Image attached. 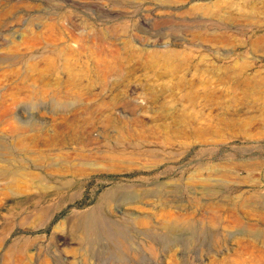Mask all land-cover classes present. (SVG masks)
<instances>
[{
  "label": "rangeland",
  "instance_id": "rangeland-1",
  "mask_svg": "<svg viewBox=\"0 0 264 264\" xmlns=\"http://www.w3.org/2000/svg\"><path fill=\"white\" fill-rule=\"evenodd\" d=\"M0 264H264V0H0Z\"/></svg>",
  "mask_w": 264,
  "mask_h": 264
},
{
  "label": "bare ground",
  "instance_id": "bare-ground-1",
  "mask_svg": "<svg viewBox=\"0 0 264 264\" xmlns=\"http://www.w3.org/2000/svg\"><path fill=\"white\" fill-rule=\"evenodd\" d=\"M61 238V237H60ZM9 261H6V263H8Z\"/></svg>",
  "mask_w": 264,
  "mask_h": 264
}]
</instances>
